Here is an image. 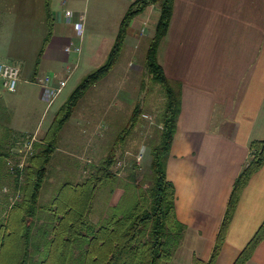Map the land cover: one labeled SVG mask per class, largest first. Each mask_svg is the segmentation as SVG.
<instances>
[{"label": "crops", "instance_id": "obj_1", "mask_svg": "<svg viewBox=\"0 0 264 264\" xmlns=\"http://www.w3.org/2000/svg\"><path fill=\"white\" fill-rule=\"evenodd\" d=\"M133 2L50 0L53 34L41 58L43 64L54 66L48 74L62 77L70 68L87 63L90 55L79 54L83 42L88 50L99 49L107 40L101 35L117 34ZM66 9L74 11L75 20L83 15L82 39L66 20ZM45 14L42 24L48 32ZM160 14V4L154 2L130 21L124 42L130 62L143 38L154 37ZM163 39L171 76L162 66L181 89V110L166 170L175 186L177 218L186 225L172 259L164 263L193 264L194 257L209 260L234 182L251 157L250 143L264 139V0H174ZM77 45L79 53L74 51ZM68 46L70 52L65 50ZM72 51L78 54L75 63L69 57ZM13 63L21 70L18 62ZM41 75L35 60L24 81L34 83L37 101L45 102ZM46 110L47 105L42 106L32 131L43 126L42 132L47 131L51 122H43ZM104 215L92 221L98 223ZM263 221L264 164L242 190L215 264H234ZM246 264H264V240Z\"/></svg>", "mask_w": 264, "mask_h": 264}, {"label": "trees", "instance_id": "obj_2", "mask_svg": "<svg viewBox=\"0 0 264 264\" xmlns=\"http://www.w3.org/2000/svg\"><path fill=\"white\" fill-rule=\"evenodd\" d=\"M154 2L160 4L161 14L146 53L145 67L151 78L163 87L167 103L161 117L163 127L160 142L151 148V186L142 188L128 213H105L98 223L90 218L92 201L100 186L112 180L118 181L122 175L121 170L113 171V167L118 162L119 146L142 121L144 112L141 107H137L130 125L114 139L100 163L92 165V161H88L83 169L86 176L82 181L75 185L64 184L62 192L52 201L51 216L44 219L40 215L39 197L62 128L88 90L115 67L124 47L130 21ZM173 5L174 0H134L120 23L106 61L87 73L55 112L44 137L33 143L32 152L28 154L29 165L13 168L17 185L23 175L25 182L20 187L21 199L16 194V200L8 201L7 218L0 221V264H163L172 259L186 230V225L177 218L175 186L168 179L166 170L181 110V89L170 80L159 63L158 48L168 31ZM46 11L48 32L38 52L36 68L53 34L50 0H46ZM250 151L247 165L234 182L209 260L194 257L193 264L216 263L242 190L264 164V139L253 140ZM137 168V165L129 168L128 181H136ZM263 240L264 221L234 264H246Z\"/></svg>", "mask_w": 264, "mask_h": 264}, {"label": "rangeland", "instance_id": "obj_3", "mask_svg": "<svg viewBox=\"0 0 264 264\" xmlns=\"http://www.w3.org/2000/svg\"><path fill=\"white\" fill-rule=\"evenodd\" d=\"M45 12V0H0V62H18L23 72V80L19 81L15 92L7 90L0 78V221L7 218L8 201L16 200V194L19 200L22 196L20 187L25 182V175L17 185L13 168L20 165V158L21 161L24 159L25 166L30 163V155L25 153L24 140L35 136L34 142L41 141L46 133L42 132L44 126L41 130L32 131L41 118L42 106L47 105L43 122H52L55 112L64 104L78 82L106 61L112 47V38L116 36L112 33L101 35L107 40L99 44L100 48L96 51L88 50L83 42V53L79 54H86L87 58L90 55V60L70 68L62 77L57 73L49 74L55 76L57 81L66 80L65 87L52 101V105L51 97L46 96V90L39 80L45 100L39 102L34 94V83L24 80L29 78L35 66L47 33V27L42 24L43 20L45 23ZM152 38L151 35L143 38L136 58L131 62L127 59L130 51L125 45L112 71L88 90L62 128L39 197L40 215L44 219L51 216L52 201L62 192L64 184L75 185L82 181L86 176L83 169L88 161H92V165L100 163L114 139L130 125L137 107H141L144 112L142 121L126 135L125 142L119 146L118 162L113 167V171L121 170L122 175L118 181L112 180L100 186L92 201L90 218L94 220L104 213H128L142 188L151 186V148L160 142L163 127L161 117L167 103L163 87L151 78L145 67V57ZM163 42L164 39L159 47L158 60L171 76L170 66L167 65V48ZM77 55L74 51L70 53L71 63L77 61ZM53 67L40 62L38 72L45 76L51 73ZM134 165L138 167V177L131 182L128 181V172Z\"/></svg>", "mask_w": 264, "mask_h": 264}, {"label": "built area", "instance_id": "obj_4", "mask_svg": "<svg viewBox=\"0 0 264 264\" xmlns=\"http://www.w3.org/2000/svg\"><path fill=\"white\" fill-rule=\"evenodd\" d=\"M65 17L66 20L74 25V28L77 32V36L82 39L84 37V17L83 15L79 18V20L74 19V11L71 9L65 10ZM66 51H71L70 47L65 48ZM75 52H80L81 47L75 46ZM20 67L15 63L10 62H0V78L3 82L5 88L11 92H15L18 87V83L20 81ZM42 85L46 90V96L51 97V102L55 100V98L62 92L63 88L66 85V80H59L55 79L53 75H45L41 79ZM53 103V102H52ZM51 103V104H52ZM35 140V136L26 138L24 140V149L25 153L28 155L32 152L33 149V142ZM143 156V155H142ZM142 156H138V158H142ZM24 165V159L20 161V166ZM6 190V189H4ZM1 201V199H0Z\"/></svg>", "mask_w": 264, "mask_h": 264}]
</instances>
